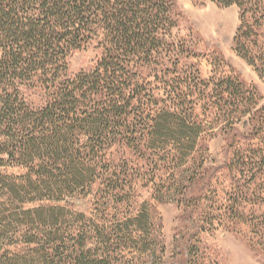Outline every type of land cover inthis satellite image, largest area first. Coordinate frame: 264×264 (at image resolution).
Segmentation results:
<instances>
[{
    "label": "trees",
    "instance_id": "1",
    "mask_svg": "<svg viewBox=\"0 0 264 264\" xmlns=\"http://www.w3.org/2000/svg\"><path fill=\"white\" fill-rule=\"evenodd\" d=\"M177 1L0 0V166L26 170L0 169V264H162L156 203H183L192 218L216 171L262 173L264 150L240 147L264 134L261 95L241 76L206 80L186 66L196 53L174 39ZM210 1L239 8L235 49L264 65V0ZM99 34L103 56L72 75V52ZM248 115L252 134L235 131L222 162L208 137ZM138 182L151 200L136 201ZM239 188L225 214L244 221ZM89 196V214L65 204ZM17 243L24 253L4 248Z\"/></svg>",
    "mask_w": 264,
    "mask_h": 264
},
{
    "label": "rangeland",
    "instance_id": "2",
    "mask_svg": "<svg viewBox=\"0 0 264 264\" xmlns=\"http://www.w3.org/2000/svg\"><path fill=\"white\" fill-rule=\"evenodd\" d=\"M177 4L178 25L173 30L174 39L185 40L196 53L189 59L182 58L186 66L197 65L200 76L206 80L214 75L241 76L251 87L257 89L261 95L258 106H264V65L256 68L248 64L235 49L234 39L241 23L239 8L221 6L210 0H178ZM102 39V34H99L81 49L72 52L68 59L72 75L89 71L96 66L104 53ZM24 93L33 104L42 102V91L24 87ZM250 118L248 115L238 122L234 131L217 130L215 135L208 137L210 152L219 155L224 163L227 157L233 158L232 149L227 147L235 131L252 134V125L248 123ZM262 136L264 134L257 137L251 135L242 140L240 147L245 156H252L253 151L260 148L264 150ZM0 169L9 175H23L26 172L23 167L13 163L0 166ZM251 175L246 169L243 175L236 168L225 167L216 171L210 187L206 188L208 198L202 202L200 211H204V215L199 211L189 218L183 203H156L158 220L161 222V231L157 235L164 248L160 253L162 264H185L190 253L187 247L192 245L194 249L191 258L196 264H264V165L256 180L251 181ZM208 178L209 174L205 181ZM239 187L247 190L240 208L246 216L244 221L233 220L225 214L226 208L234 205L229 200L230 195L232 192L237 193ZM136 191V201L151 200V187L138 182ZM92 203L93 196H89L75 198L65 204L73 210L89 214L94 210ZM13 240L8 239L7 244ZM4 248L12 253H24L26 246L17 243L5 245ZM132 258L133 255L128 253L127 259L133 260ZM145 262L151 264L150 259Z\"/></svg>",
    "mask_w": 264,
    "mask_h": 264
}]
</instances>
